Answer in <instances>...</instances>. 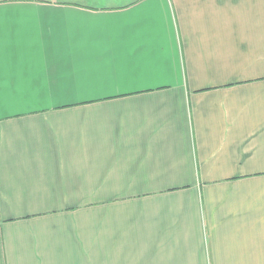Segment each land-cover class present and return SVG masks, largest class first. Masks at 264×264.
Masks as SVG:
<instances>
[{
    "label": "crops",
    "instance_id": "0c3cea01",
    "mask_svg": "<svg viewBox=\"0 0 264 264\" xmlns=\"http://www.w3.org/2000/svg\"><path fill=\"white\" fill-rule=\"evenodd\" d=\"M0 264H264V0H0Z\"/></svg>",
    "mask_w": 264,
    "mask_h": 264
},
{
    "label": "rangeland",
    "instance_id": "374dc122",
    "mask_svg": "<svg viewBox=\"0 0 264 264\" xmlns=\"http://www.w3.org/2000/svg\"><path fill=\"white\" fill-rule=\"evenodd\" d=\"M120 2H131V1H133V0H119ZM104 3V2H103Z\"/></svg>",
    "mask_w": 264,
    "mask_h": 264
}]
</instances>
